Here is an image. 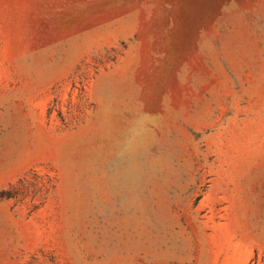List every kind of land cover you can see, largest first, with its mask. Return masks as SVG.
Masks as SVG:
<instances>
[{
	"label": "rangeland",
	"instance_id": "1",
	"mask_svg": "<svg viewBox=\"0 0 264 264\" xmlns=\"http://www.w3.org/2000/svg\"><path fill=\"white\" fill-rule=\"evenodd\" d=\"M0 264H264V0H0Z\"/></svg>",
	"mask_w": 264,
	"mask_h": 264
},
{
	"label": "trees",
	"instance_id": "2",
	"mask_svg": "<svg viewBox=\"0 0 264 264\" xmlns=\"http://www.w3.org/2000/svg\"><path fill=\"white\" fill-rule=\"evenodd\" d=\"M58 104V102L56 103ZM52 111V109H51ZM20 186L19 187H14V192L11 193H7L4 196L11 198V197H17V196H24L25 190L28 188L29 184H26V180L24 178L20 179L19 181Z\"/></svg>",
	"mask_w": 264,
	"mask_h": 264
}]
</instances>
